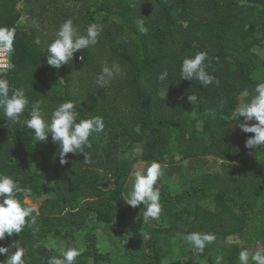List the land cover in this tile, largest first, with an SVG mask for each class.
Instances as JSON below:
<instances>
[{
  "label": "trees",
  "instance_id": "1",
  "mask_svg": "<svg viewBox=\"0 0 264 264\" xmlns=\"http://www.w3.org/2000/svg\"><path fill=\"white\" fill-rule=\"evenodd\" d=\"M66 19L80 34L91 23L101 33L55 69L46 48ZM0 26L16 29L12 67L0 77L24 89L22 120L36 100L45 116L71 100L77 120L105 123L84 146L90 164L85 152L61 164L51 134L35 142L0 112V173L31 189L17 198L38 208L32 228L0 246L16 240L25 264H46L68 246L84 249L76 264H239L240 250L264 249V149L245 147L254 134L233 116L264 82V0H0ZM197 52L207 53L215 77L208 86L180 75L183 58ZM114 62L120 73L99 88L102 67ZM153 160L166 165L157 182L162 212L143 222V203L131 207L122 196ZM193 231L216 240L195 253L182 239Z\"/></svg>",
  "mask_w": 264,
  "mask_h": 264
},
{
  "label": "clouds",
  "instance_id": "2",
  "mask_svg": "<svg viewBox=\"0 0 264 264\" xmlns=\"http://www.w3.org/2000/svg\"><path fill=\"white\" fill-rule=\"evenodd\" d=\"M139 29L145 30V22L137 21ZM101 28L96 23L87 26L86 33L80 34L74 26L72 19H66L55 33V38L47 45V64L60 69L64 64L72 61L74 53L81 49H89L98 43ZM16 29L7 26H0V61L10 57L14 52V40ZM206 52H197L193 56L183 58L180 66L182 79L198 81L202 86L213 83L215 77L206 69ZM12 67L11 63H0V72ZM121 71L120 66L115 62L109 66L105 64L96 78L99 88L110 86L112 80ZM160 81L168 78V71L163 70L157 77ZM219 83L218 81H216ZM194 101L195 97H190ZM43 100H36L31 103V109L27 119L22 120L29 100L23 88L12 87L6 78L0 77V112L13 124L23 123L34 133L36 141H47L51 134L52 142L58 145L60 163H67L68 153H81L84 146L89 145V137L93 133L104 132L105 123L99 115L87 119L77 120L78 112L73 101L59 102L51 111L50 116H45L42 105ZM239 125L245 133H253L245 141V147L264 149V82L255 84L253 94L246 103L241 104L233 112ZM243 116L244 121L238 119ZM255 121V123H247ZM84 163H91V159L85 152ZM162 165L159 161L153 160L143 170L135 172V178L126 196H122L124 202L137 207L143 203L145 209L142 215L143 222L159 219L162 212L160 190L157 187L158 180L163 176ZM23 192L30 196L31 189H21L17 181L9 176L0 173V240L6 236L20 234L25 227L32 228L36 222L38 208L35 205L25 206L17 198V193ZM34 213L36 215H34ZM36 230L33 229V232ZM183 240L190 243L191 250L195 253H203L206 246L216 240V235L211 232L193 231L185 234ZM229 242H232L231 239ZM14 249V251H10ZM84 249L78 246L62 248L60 255L50 256L46 264H76L77 257L81 256ZM0 254H6V259L0 264H25L24 248L16 243V240L9 247L0 246ZM216 264H221L220 257H217ZM239 264H264V249L258 248L255 251L242 249L239 251Z\"/></svg>",
  "mask_w": 264,
  "mask_h": 264
},
{
  "label": "built area",
  "instance_id": "3",
  "mask_svg": "<svg viewBox=\"0 0 264 264\" xmlns=\"http://www.w3.org/2000/svg\"><path fill=\"white\" fill-rule=\"evenodd\" d=\"M3 62H9V58L6 57L4 61H0V63H3Z\"/></svg>",
  "mask_w": 264,
  "mask_h": 264
}]
</instances>
